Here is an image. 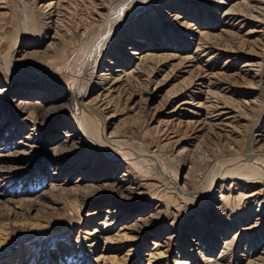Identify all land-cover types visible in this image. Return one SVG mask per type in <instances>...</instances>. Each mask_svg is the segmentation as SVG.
<instances>
[{
    "label": "rangeland",
    "instance_id": "obj_1",
    "mask_svg": "<svg viewBox=\"0 0 264 264\" xmlns=\"http://www.w3.org/2000/svg\"><path fill=\"white\" fill-rule=\"evenodd\" d=\"M118 1L0 0V264H264V177L218 179L207 204L158 173L190 191L234 155L264 167V0H161L112 26L83 104L150 171L79 138L63 88Z\"/></svg>",
    "mask_w": 264,
    "mask_h": 264
},
{
    "label": "bare ground",
    "instance_id": "obj_2",
    "mask_svg": "<svg viewBox=\"0 0 264 264\" xmlns=\"http://www.w3.org/2000/svg\"><path fill=\"white\" fill-rule=\"evenodd\" d=\"M17 2H19V0H17ZM159 2H161V0H119L117 3H114L113 6L111 5L109 14L104 21L105 29L103 30L98 29L99 31L96 30L94 35L91 33L95 37V40H93V43L96 44L95 50L92 53L88 51L89 55H86L85 51L80 49L77 53L74 54V56L71 55L70 57L71 62H74L77 59L78 63L76 69L73 68L71 72L70 78H72V81L68 82L67 85L63 87L65 89L67 88V90L71 93V100H72L71 112L73 114L72 125L76 126L78 132L77 135L79 136V138L90 142L94 146L96 145L97 148L99 147L104 151L106 150L107 153L109 154L108 158H110L109 159L110 163H115V165L117 166L119 164H122L123 162L126 163L127 166L133 165L134 167H137L140 170H144V171H150L156 169L157 166L149 163L146 160L147 158H144L143 154H140L138 151H132L130 148L126 146V144L124 145L122 144L121 141L119 142L117 138H116L117 140H114L112 139V137L104 134L102 130L101 122L98 121L100 120V118L97 117L92 111H90L89 108L85 107L83 104L84 94L80 89V85L82 82L81 80H83L84 77L91 76L92 72L94 71L97 72L96 71L98 69V68L96 69L97 63L99 64L98 62L100 61L99 59L103 56V54H105L106 46L116 41V37L118 36V33L120 32L121 28H119L117 25L116 27L113 28L112 26H114L116 23H119V25H121L120 23H122L126 19H131L132 17H136L139 14H143L152 5H155ZM20 8L22 11L21 5ZM23 27L24 26L22 25L20 26L21 32L24 31ZM22 34L20 33V35ZM15 46L16 43L14 42L13 45L8 49V52L5 56L6 58L4 59L5 61H7L5 62L7 66V70L10 71L13 75L17 76L18 64L16 61V56L19 54L20 51L17 50ZM113 61H115L117 64L122 62L118 66H123L124 63L127 62L124 57L123 58L115 57L113 58L112 62L110 61V63L114 64ZM112 64L108 65L107 67L101 68L109 71L108 72L109 75L106 76L103 74V78L106 79L110 83V85H111V81L113 82L114 79H116L114 78L112 80L111 77L112 67H113ZM2 90L3 89H1L0 92ZM20 103L27 105L30 104L29 102H24L23 100H20ZM61 103L59 104L60 106L62 105ZM108 104L109 101H105V99H102L100 101L101 106L103 105L105 107L108 106ZM133 150H135V148ZM244 157L234 155V159H231L228 162H224L221 165L218 162L219 165L218 166L216 165L215 167L213 166L211 172H209V176L205 180V182L206 181L207 182L203 186H200L199 189L193 188L190 191H187L185 188L184 189L178 188L179 185L177 184L176 180H174L175 178L172 175H170L168 172L164 171L163 169L159 168L160 171H158V173L163 176H167L166 179L172 183L174 188H176L178 192L181 195H183L186 200L188 201L193 200L194 202H198V201L204 202L208 199V201H210V199L214 195V185L216 184L218 179L231 177V178H240L242 180L250 181V182H259V180L264 177V167L257 168L256 166H254L255 163L253 164L252 162H250L251 160L249 159L247 160L248 156L246 154ZM208 201H206L207 204L209 203Z\"/></svg>",
    "mask_w": 264,
    "mask_h": 264
}]
</instances>
